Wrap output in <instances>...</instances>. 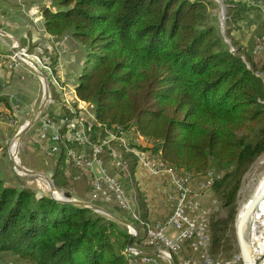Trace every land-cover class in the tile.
<instances>
[{"label": "trees", "instance_id": "obj_1", "mask_svg": "<svg viewBox=\"0 0 264 264\" xmlns=\"http://www.w3.org/2000/svg\"><path fill=\"white\" fill-rule=\"evenodd\" d=\"M223 4L230 45L211 0H50L41 11L46 33L70 36L85 49L74 87L100 122L135 127L165 162L196 178L213 165L222 171L214 189L221 190L227 214L210 216L214 259L229 242L242 175L264 153V81L240 40L256 9L243 0ZM65 159L62 148L54 159L57 189L71 186ZM123 228L0 179V254L28 264H126V247L140 239Z\"/></svg>", "mask_w": 264, "mask_h": 264}, {"label": "built area", "instance_id": "obj_2", "mask_svg": "<svg viewBox=\"0 0 264 264\" xmlns=\"http://www.w3.org/2000/svg\"><path fill=\"white\" fill-rule=\"evenodd\" d=\"M243 1L261 16L250 53L261 68L258 74L264 81V1ZM13 48L16 50L1 57V62L12 70L21 66L17 61L20 58L40 71L60 97V108L66 111L53 126L45 115L35 144L54 159L63 148L69 173L75 171L87 182L86 202L99 208H114L132 221L128 234L140 240L126 247V264H169V259L173 264H221L210 254V209L203 205V198L221 179L222 171L209 169L194 183L193 173L165 162L160 151H153V141L135 127L100 122L92 104L80 99L75 87L56 75L53 58L42 49L29 53L16 44ZM52 102L56 101L50 93L49 103ZM136 168L165 180V218L151 221L142 216L135 190ZM249 238L254 264H264V214L259 210L252 215ZM156 250L163 256L155 255ZM236 261H241L240 254Z\"/></svg>", "mask_w": 264, "mask_h": 264}, {"label": "crops", "instance_id": "obj_3", "mask_svg": "<svg viewBox=\"0 0 264 264\" xmlns=\"http://www.w3.org/2000/svg\"><path fill=\"white\" fill-rule=\"evenodd\" d=\"M49 5L50 0H0V58L11 53L14 44L29 53H35L40 48L53 58L56 75L69 85L74 86L81 70L85 49L70 36L56 39L46 33L43 23H39V21H42V9ZM247 17L246 27L241 31L242 39L240 38V40L248 50H251L255 36L252 33L257 28L259 30L261 16L255 10L248 13ZM34 22H37L36 26H34ZM40 93L43 94L42 84L32 72L23 66L9 70L0 60V98L8 100V106L4 101H0V166L9 143L12 142L20 127L30 119L25 118L29 115L26 110L38 109L42 99V97L40 99ZM50 93L56 102L48 103L45 115L50 111L56 117H60L62 109L57 103L60 97L54 88ZM12 97L16 99V107L10 103ZM24 112L26 113L24 114ZM45 115L38 122L41 123L40 126L31 130L32 137L29 136L31 132L29 131L25 135L26 138H23L27 139L28 144L30 142L35 144L37 131L42 127ZM58 119L50 120V126L55 125ZM35 146L37 145L35 144ZM16 159L18 161L17 156ZM65 172L68 177L71 176V197L75 200L86 201L88 199L86 180L83 179L84 182L80 183L79 190L75 189L72 184L76 181L77 173L75 171L69 173L66 161ZM109 172H112L110 168ZM134 180L142 216L151 221L165 218L168 213L164 197L167 189L165 180L150 176L147 171L141 168H136ZM197 180L198 178H195L194 183Z\"/></svg>", "mask_w": 264, "mask_h": 264}, {"label": "rangeland", "instance_id": "obj_4", "mask_svg": "<svg viewBox=\"0 0 264 264\" xmlns=\"http://www.w3.org/2000/svg\"><path fill=\"white\" fill-rule=\"evenodd\" d=\"M211 1H213L215 4L214 10L211 13L213 17L217 19L218 30L221 35L222 30H224V32L226 30L225 22L224 23L222 22L221 8L217 0H211ZM224 17H225V13H224ZM36 23L37 22H34V26H36ZM39 23H43V22L39 21ZM240 38L242 39V35L240 36ZM226 39L229 41V45H230L231 44L230 40L228 38ZM42 95L43 94L40 93V99ZM35 110L36 108H34V111H29V109L26 110V112L28 111L29 115L27 117L25 116V118H31L33 114H35L36 112ZM26 112H24V114ZM38 122L30 129V131L37 128L36 126H40L41 123ZM29 136L32 137V131L29 133ZM25 138L26 136L24 137V139ZM24 139L18 144L17 147L16 156L18 158L19 165L26 169L40 172L47 175L48 177L53 178L56 161L41 146H35V144L31 142L28 144L27 139L26 140ZM1 163L2 165L0 166V179L4 181L5 185H10V186L22 185V187H27L35 191L37 195L38 194L50 195L48 184L43 179L31 178L28 175H23L21 173L20 175H18L15 172L9 160L8 154L6 152ZM212 168L215 169L216 171L219 170V168L216 167L215 165H213ZM263 176H264V153L261 154L258 158H256L253 161V163L248 167V169L245 171V173L242 175L241 183L238 187V190L236 191V198L234 202L236 208L235 219H234L235 221L240 213L241 208L248 201L249 197L251 196V194L253 193L254 189L256 188L259 181L263 178ZM82 182H84L83 179L76 175V181L74 182V184H72V186L75 189L79 190L81 187L80 183ZM71 188L72 187H69L68 189L56 188V190L58 194L64 196L65 192L70 193ZM221 195H222L221 190H218V188H216L215 190L213 186L211 191H209L207 195H205V197L203 198V205L206 208L210 209L211 217L216 216L223 218L227 214V210L222 206L223 202L221 200ZM124 227L125 228H123V230L128 233V227L126 226ZM225 236L227 237V239H229V242H227L228 244L225 247H222L220 251L215 255V259L221 264H243L242 260L236 261V256L239 254V249L235 234V223L234 225L231 226L229 230H227ZM142 250L149 252L148 249H142ZM0 264H28V263L21 260H17L13 258L11 255L0 254Z\"/></svg>", "mask_w": 264, "mask_h": 264}, {"label": "water", "instance_id": "obj_5", "mask_svg": "<svg viewBox=\"0 0 264 264\" xmlns=\"http://www.w3.org/2000/svg\"><path fill=\"white\" fill-rule=\"evenodd\" d=\"M217 1L219 2V6L221 8L222 22L224 23L225 22V17H224L225 6L223 4V0H217ZM221 33H222L221 35H222V37H224L226 43L229 44V41L225 38L224 30H222ZM15 50H16V48H12L11 52H14ZM17 61L20 63L21 66H23L24 68H26L27 70L32 72L39 79L40 83L42 84L43 95H42L40 105H39L38 109L36 110L35 114L20 127V129L15 134L14 139L8 145V150L6 151V153L8 154L9 160H10L15 172L18 175H20V173H21L23 175H28L31 178L43 179L44 181H46V183L48 184L50 197L52 199L62 203V204H68V205H73V206L79 207V208L90 209V210L95 211L97 213L108 216L109 218L123 224L126 227H131V224L128 221L122 219L119 216H116V215L108 212L107 210H104L102 208L91 205L90 203H88L86 201H79V200H75L73 198H69L65 195L63 196L61 194H58L52 177H48L47 175L40 173V172H36V171L26 169V168L20 166L19 162L18 163L16 162L17 149H16V155L11 154L10 153L11 145L14 144L15 146L18 147V144L22 141L24 136L45 115V112L47 110V105L49 103V94H50L49 93L50 92V86H49V82L46 79V77H44V75L40 71H38L37 69L27 65L22 59L17 58ZM10 103L15 107L17 105L16 99L14 97H12L10 99ZM46 116L51 121H54L55 118H60V117H56L50 111L46 113ZM263 198H264V194H258L256 196H254L250 201H248L247 205L239 213V215L237 216L236 221H235L236 240H237V245H238V249H239V254L241 256V260H242L243 264H254L252 249H251V243H250V238H249V230H250L252 215H253L254 211L256 210V208L258 207L259 203L261 202V200ZM155 255L161 257V256H163V253L159 250H156ZM169 264H173V262L170 259H169Z\"/></svg>", "mask_w": 264, "mask_h": 264}, {"label": "bare ground", "instance_id": "obj_6", "mask_svg": "<svg viewBox=\"0 0 264 264\" xmlns=\"http://www.w3.org/2000/svg\"><path fill=\"white\" fill-rule=\"evenodd\" d=\"M16 149H17V146H15L14 144H12L11 145V148H10V153L16 155ZM16 162L18 163L17 159H16ZM258 194H264V176L259 181V183L257 184L256 188L254 189L253 193L249 197L248 201H250L254 196H256ZM248 201L243 205V207L241 208L240 212L247 205ZM256 210L257 211L259 210L260 212H262L264 214V198L261 200V202L259 203V205L256 208Z\"/></svg>", "mask_w": 264, "mask_h": 264}]
</instances>
